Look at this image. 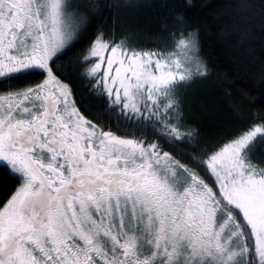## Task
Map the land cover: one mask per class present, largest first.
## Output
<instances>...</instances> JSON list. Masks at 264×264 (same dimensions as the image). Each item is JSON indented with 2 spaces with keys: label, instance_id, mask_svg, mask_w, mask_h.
Segmentation results:
<instances>
[{
  "label": "snow or ice",
  "instance_id": "6c2138e0",
  "mask_svg": "<svg viewBox=\"0 0 264 264\" xmlns=\"http://www.w3.org/2000/svg\"><path fill=\"white\" fill-rule=\"evenodd\" d=\"M145 6L0 0V170L16 182L0 264H264V109L234 104L245 126L203 140L184 96L209 75L190 0L159 42L105 27Z\"/></svg>",
  "mask_w": 264,
  "mask_h": 264
},
{
  "label": "trees",
  "instance_id": "16d2710c",
  "mask_svg": "<svg viewBox=\"0 0 264 264\" xmlns=\"http://www.w3.org/2000/svg\"><path fill=\"white\" fill-rule=\"evenodd\" d=\"M188 2L141 0L145 7L119 10L107 18L105 27L114 25L117 32L136 33L147 41L159 42L165 35L161 29L172 23L171 17L186 11L177 6ZM190 2L192 9L188 11L187 21L199 30L202 56L207 61L209 75L192 83L184 93L186 115L190 123L199 126L203 140L215 142L225 133L245 126L234 120V104L264 109V103H260L264 97V9L260 5L264 0H248L255 5L250 8H242V0ZM86 46L85 43L76 45L65 59L74 57ZM66 82L74 89L77 106L90 120L101 124L109 122L107 117L92 115L103 111L102 101L90 94L86 82ZM256 155H264V146H256ZM15 186L16 182L0 170V206Z\"/></svg>",
  "mask_w": 264,
  "mask_h": 264
}]
</instances>
